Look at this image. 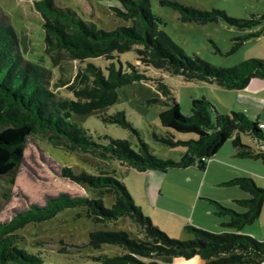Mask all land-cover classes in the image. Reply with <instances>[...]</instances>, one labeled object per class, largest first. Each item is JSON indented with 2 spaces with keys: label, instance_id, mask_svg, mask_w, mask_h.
Instances as JSON below:
<instances>
[{
  "label": "trees",
  "instance_id": "trees-1",
  "mask_svg": "<svg viewBox=\"0 0 264 264\" xmlns=\"http://www.w3.org/2000/svg\"><path fill=\"white\" fill-rule=\"evenodd\" d=\"M114 1L118 4L109 9L126 25L107 31L83 19L75 10L57 6L54 0H32L43 19L44 52L52 63L56 64L60 55H64V60L82 64L71 82L59 81L71 98L52 89L50 70L28 58L23 40L0 17V178L7 184L16 179L30 138L67 153L89 154L100 165L112 167L110 171L100 169V175L61 169L62 176L87 185L99 196L107 194L109 206L102 197L61 193L50 198L45 206H31L9 221L0 220V264H44L42 257L22 246L23 237L17 231L29 223L42 222L66 208L75 207L81 209L79 217L82 215L96 224L125 218L137 231L135 238L125 231L90 232L91 247L99 248L103 244L118 247L111 255L97 257L99 264H171L178 258L195 256L201 260L200 264H264V240L240 233L245 225L259 217L264 206V189L256 186L251 178L236 177L221 183L249 194L246 199L235 200L245 208L244 213L208 200L214 208L213 214L224 219L220 223L221 232L211 233L189 225L186 229L191 238L182 241L171 239L143 215L115 169L163 173L192 167L204 171L208 161L229 140L237 149V156L264 164V124L242 112L220 113L205 96L192 99L190 114L184 115L175 99L174 87L163 81V75L176 76L185 82L203 81L239 90L251 78L264 79V61L247 59L229 68L212 66L199 56L187 55L167 34L161 19L152 13L150 0ZM160 5L177 11L182 23L223 21L243 30L264 21V14L236 19L224 11L202 10L176 0H161ZM256 34L238 37L231 52ZM130 51L139 64L121 60V54ZM96 58L106 62L104 68L91 61ZM140 81L153 85L161 96L153 102L163 108L158 119L165 134L153 133L152 138L165 147H182L179 160L152 154L121 111L104 120L131 129L138 138L135 148L126 140L109 137H106L107 144L95 142L82 125L71 120L73 114H90L114 105L120 87ZM177 134L192 136L182 139Z\"/></svg>",
  "mask_w": 264,
  "mask_h": 264
},
{
  "label": "rangeland",
  "instance_id": "rangeland-1",
  "mask_svg": "<svg viewBox=\"0 0 264 264\" xmlns=\"http://www.w3.org/2000/svg\"><path fill=\"white\" fill-rule=\"evenodd\" d=\"M161 0H150L151 11L157 15L167 34L189 56H199L212 66L220 68L233 67L247 59L264 61V21L243 30L228 26L223 21L212 23H196L179 21V13L169 7L160 5ZM185 6H193L202 10L216 9L224 11L229 17L250 19L264 14V0H176ZM57 6H65L75 10L83 19L94 22L107 31L124 21L115 17L110 6H116L114 0H54ZM0 17L7 21L23 40L24 51L28 58L42 67L49 69L53 90L63 97L71 98L65 92L60 80L71 82L79 66L74 60H64L60 55L56 64L44 52L43 19L35 9L32 0H0ZM231 52L238 37L253 34ZM121 60L139 64L132 51L121 54ZM96 65L104 68L103 59H92ZM157 78L158 73H150ZM163 81L174 87L175 99L184 115L190 114V101L203 96L217 107L218 112L228 113L227 103H234L231 109L255 118L257 104L248 100L241 90L226 89L215 83L203 81L185 82L181 77L163 75ZM61 86L56 89V86ZM118 98L114 105L85 115L73 114L71 120L82 125L95 142L107 144L109 138L126 140L132 147L138 144L137 136L131 129L115 122L105 121L106 116L121 111L125 120L130 123L139 138L148 144L150 152L162 159L179 160L182 147H165L152 138V134L164 135L158 113L163 109L154 100L160 94L148 82H134L118 89ZM262 106L261 102L258 103ZM242 105H247L249 110ZM192 135L177 134L180 138ZM233 152L227 142L219 155L208 161L205 171L188 167L169 170L166 173L155 171H138L134 168H115L118 179L125 185L134 204L144 216L149 217L152 224L159 227L171 239L187 240L191 234L186 229L193 226L211 233H220L223 218L216 217L212 204L208 200L220 203L237 213H244L245 208L237 205L235 200L246 199L249 194L237 187H225L219 183L234 177L251 178L255 185L264 189V164L249 158H230ZM70 168L74 172L100 175V169L110 171L112 167L100 165L89 154L67 153L53 148L33 138L27 141L22 162L16 173V179L7 184L0 178V220L9 221L14 215L30 209L31 206H45L46 202L61 193L70 196L102 197L106 206L110 205V197L99 196L98 192L83 183H76L61 175V169ZM219 168H225L226 172ZM81 209L66 208L54 217L39 223H29L17 231L23 237L22 246L27 251L42 257L44 264H99L96 260L101 255H111L118 250L113 245L103 244L93 248L89 244L88 234L94 230L125 231L131 237H137V231L128 219L120 218L115 222L96 224L84 216H78ZM241 234L264 240V206L259 217L251 224L245 225ZM195 256L189 259L178 258L171 264H200Z\"/></svg>",
  "mask_w": 264,
  "mask_h": 264
},
{
  "label": "crops",
  "instance_id": "crops-1",
  "mask_svg": "<svg viewBox=\"0 0 264 264\" xmlns=\"http://www.w3.org/2000/svg\"><path fill=\"white\" fill-rule=\"evenodd\" d=\"M239 90H241V91H243V93H240L239 95L241 96H244L245 98H247L248 100H250V101H252L253 103H255V104H257L258 106L256 107L258 110H257V113H256V117L255 118H250L249 116H247L246 114H245V112L242 110V109H240V111H242V113H244L248 118H250L251 120H256V121H258L260 124H264V79H260V78H251L250 80H249V82H248V84L244 87V88H242V89H239ZM259 102H261V104H262V106L261 105H259L258 103ZM227 104H229V107H224V108H226V110H229L228 111V113L230 112V111H233V110H231V109H234L232 106H233V104L231 103H227ZM215 106V105H214ZM216 107V106H215ZM242 107L244 108V109H247V110H249V107L247 106V105H242ZM217 108V107H216ZM235 110V109H234ZM227 142H229L230 143V145H231V148L233 149V152L230 154V158H232V159H236V158H242V157H239V156H237L236 155V151H237V149H235L233 146H232V144H231V142H230V140L229 141H227ZM226 142V143H227ZM225 143V144H226ZM224 144V145H225ZM223 145V146H224ZM223 146L221 147V149L218 151V153L214 156V157H217L218 155H219V153L221 152V150H222V148H223ZM213 157V158H214ZM212 159V158H211ZM208 166V165H207ZM206 169H207V167H206ZM205 169V170H206ZM204 170V171H205ZM219 170H220V172H222V170L223 171H225L226 169L225 168H219ZM226 172V171H225ZM163 173H166V172H163ZM234 178H236V177H234ZM233 179V178H232ZM230 180V179H229ZM225 181H228L227 179H225V180H223V181H219V183L218 184H220L221 185V183H223V182H225ZM238 200V199H237ZM212 213H213V210H212Z\"/></svg>",
  "mask_w": 264,
  "mask_h": 264
}]
</instances>
